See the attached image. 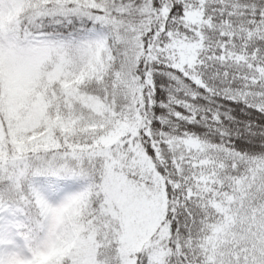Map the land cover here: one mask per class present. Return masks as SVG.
<instances>
[{
  "label": "snow or ice",
  "instance_id": "obj_1",
  "mask_svg": "<svg viewBox=\"0 0 264 264\" xmlns=\"http://www.w3.org/2000/svg\"><path fill=\"white\" fill-rule=\"evenodd\" d=\"M0 264H264V0H0Z\"/></svg>",
  "mask_w": 264,
  "mask_h": 264
}]
</instances>
